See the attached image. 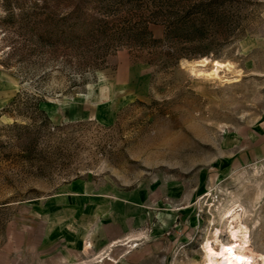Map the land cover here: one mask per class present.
<instances>
[{"label": "rangeland", "instance_id": "rangeland-1", "mask_svg": "<svg viewBox=\"0 0 264 264\" xmlns=\"http://www.w3.org/2000/svg\"><path fill=\"white\" fill-rule=\"evenodd\" d=\"M234 246L264 264V0H0V264Z\"/></svg>", "mask_w": 264, "mask_h": 264}, {"label": "bare ground", "instance_id": "bare-ground-1", "mask_svg": "<svg viewBox=\"0 0 264 264\" xmlns=\"http://www.w3.org/2000/svg\"><path fill=\"white\" fill-rule=\"evenodd\" d=\"M207 64H208V59H204L198 65L207 66ZM213 75H215V73H213ZM232 234L236 237H240V235H242V231L241 229L239 230L238 227H233ZM250 253H251L250 249H245L244 247H241V246H234L231 250H225L223 261L225 264H244L242 259ZM208 257H209L208 264H219V255L217 253L210 251L208 253ZM259 257H262V256L259 255Z\"/></svg>", "mask_w": 264, "mask_h": 264}, {"label": "trees", "instance_id": "trees-1", "mask_svg": "<svg viewBox=\"0 0 264 264\" xmlns=\"http://www.w3.org/2000/svg\"><path fill=\"white\" fill-rule=\"evenodd\" d=\"M170 13H171V22L168 24L169 25L168 27H170V29L175 30V28L182 25L183 21L194 22L196 20V18L192 17V15H191L192 12H191V14H190V11L185 12V10L183 8H180L179 6H173V9ZM184 15L186 16V18H184ZM149 36L152 37L151 35H149ZM168 36L169 35H167L166 38ZM171 56H176L177 58L182 57V56L183 57H190V55H188V54H183V53L179 54V52H173L171 54Z\"/></svg>", "mask_w": 264, "mask_h": 264}]
</instances>
